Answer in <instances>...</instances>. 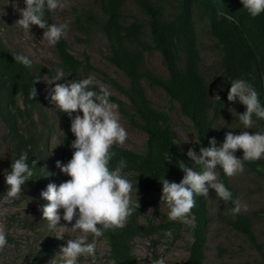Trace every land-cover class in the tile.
I'll use <instances>...</instances> for the list:
<instances>
[{
	"label": "trees",
	"instance_id": "obj_1",
	"mask_svg": "<svg viewBox=\"0 0 264 264\" xmlns=\"http://www.w3.org/2000/svg\"><path fill=\"white\" fill-rule=\"evenodd\" d=\"M126 1L99 0L98 13L80 11L78 21L89 23L106 37L108 59L127 78V83L121 85L106 75L111 85L127 100L125 102L110 95V101L118 106L133 125L144 132L146 139L142 151L114 145L112 151L115 156L110 167L114 168L123 157L127 162L124 171L133 177L135 183L137 181L138 187L146 194L162 189L159 179L164 176L170 181L179 182L184 175L179 164L187 161L191 166L192 162L181 153L178 135L170 125L169 116L151 106L142 81L160 87L170 100L177 102L182 115L190 120L194 134L200 137L201 143L194 145V149L199 152L200 147L209 146V139L213 137L209 110L212 108L217 111L222 105L227 98L231 80L243 78L252 82L264 103V14L251 17L243 8L241 0H180L170 15H164L163 5L159 0H134L146 19L125 22L122 7ZM194 11H199V15L208 22L210 36L220 51L222 73L227 78L226 86L221 92L222 97L213 104L208 86L197 69L199 57ZM50 14V11H45V19L49 23ZM228 16L237 19L238 23L227 19ZM145 25L148 27L151 46L143 39ZM150 47L161 54L166 69L165 77L156 76L145 68L143 55ZM55 49L60 70L70 73L73 79L80 80V70L88 67L87 61L79 60L69 52L64 37L55 45ZM31 85L37 90L34 99L29 98ZM95 87L98 90L97 84ZM41 100L32 68L16 62L13 54L0 41V117L8 129L10 154L18 158L21 152H27L30 165L32 160L38 159L37 177L25 184L34 182L38 189L44 184L48 173L46 142H40V136L36 133L37 125L43 129L48 128L47 108L45 109ZM58 113L68 129L62 137V149L57 160L66 163L72 156L70 120L66 113ZM256 120L264 127V120ZM260 163L258 160L245 162V165L261 172ZM39 168H44L47 173ZM218 174L219 180L233 192V198L237 199L235 190L219 167ZM195 200V207L191 210L195 227L189 225L190 243L187 246L185 264H204L205 259L209 223L206 197L196 196ZM138 204L139 207L133 211L123 229L106 230L101 236L107 242L108 257L114 264H138L131 251L130 241L137 235L149 234L155 229L150 224L143 226L140 223L142 204ZM226 206L229 215H221L220 220L226 227L245 237L264 262L263 245L253 229L255 217L242 211L233 215L231 202ZM179 223L170 221L167 217L165 223L158 227L168 229ZM216 248L220 256L226 251L220 244ZM51 254V244L45 238L40 247L32 251L31 263L27 264H39L41 259Z\"/></svg>",
	"mask_w": 264,
	"mask_h": 264
},
{
	"label": "rangeland",
	"instance_id": "obj_2",
	"mask_svg": "<svg viewBox=\"0 0 264 264\" xmlns=\"http://www.w3.org/2000/svg\"><path fill=\"white\" fill-rule=\"evenodd\" d=\"M180 0H159L163 5L164 15H170L175 10ZM0 0V41L14 54L28 55L32 60L31 66L35 77L37 89L41 94L42 103L47 108L48 128L37 125L36 133L40 136V142L47 146V178L40 189L34 182L22 186V193L19 199H9L6 197L8 186L4 182V170L10 171L11 159L14 158L9 151V134L4 121L0 117V228L8 232V246L0 250V264H27L31 263V253L37 250L41 242L47 238L51 244V255L45 256L39 264H52V259L60 251V246L65 244L70 238H78L84 235L80 232H73L71 222L60 221L56 233L48 229L47 221L42 219L40 205L48 203L40 196L41 190L46 189L47 184L54 182L59 185L62 181L70 179L66 174L61 173L56 166L57 158L62 149V137L68 129L67 124L59 115V110L47 97L48 86L44 79L54 75L60 70L59 59L56 54L55 45H48L43 39V29L33 26L30 32L20 28L15 22L20 18V13L13 7L15 3L18 7H24L23 0ZM5 4V5H4ZM99 0H65V7L50 14L51 23L69 22V29L64 39L68 45L69 52L77 59L87 61L88 67L80 70V79L93 76L96 84L106 85L110 95L117 96L125 102L126 98L115 89L106 79V75L115 82L125 85L127 78L115 67L110 60L109 46L106 37L94 26L87 22H79L80 11L98 13ZM122 18L125 22L132 20L146 19L144 13L138 8L134 0H127L122 7ZM194 27L197 34L198 63L197 69L204 78L210 95L211 104L219 97H222V90L226 86L227 78L222 73L220 67V51L209 33L207 20L199 15V11L193 13ZM143 39L150 45L148 27H143ZM151 46V45H150ZM181 61L183 57L181 56ZM143 63L147 70L152 71L156 76L165 77L166 69L163 65L161 54L150 47L144 51ZM40 77L39 80L36 77ZM65 79L71 80L72 76ZM59 82V81H58ZM57 82V83H58ZM147 99L151 106L164 111L169 116L170 125L178 135V144L181 153L186 156L189 147L194 148L191 143L193 138V127L190 120L182 115L177 102L170 100L165 92L156 85H150L142 81ZM219 96V97H218ZM230 108H234L233 113ZM128 111L127 107H124ZM245 106L238 100L229 102L227 98L217 111L209 110L212 126V134L217 141V145L223 142L225 133L232 131L239 134L238 113H242ZM119 119L123 127L128 132V138L123 145L136 151L144 149L146 136L142 130L132 124L129 118L117 108ZM236 111V112H235ZM70 120V118H69ZM70 124V123H69ZM229 127H237L235 129ZM250 133L255 131L264 132V127L255 121L251 129H244ZM193 132V133H191ZM195 135V134H194ZM70 137L75 139L71 132ZM189 141L185 143L184 141ZM74 149H72V152ZM238 157L243 155V150L236 151ZM261 172H256L246 165L244 171L235 176L228 177L230 185L236 193V198L247 210L244 214L253 215L256 222L253 225L256 237L263 245L264 249V159L260 160ZM217 176L219 179L218 169ZM128 178L135 181L132 176ZM138 202L142 204L140 213V223L143 226L150 224L155 227L149 234L137 235L130 241L131 251L138 264H155L156 259L163 257L166 264H185L190 243L189 225L184 223L174 224L168 229H161L158 226L165 223L167 212L166 203L161 198L162 189H156L144 194L138 187ZM135 200V196H133ZM206 205L209 216L208 231L205 242L204 264H264L258 251L247 241L245 237L235 230L226 227L220 220L221 215H229L228 208L223 200L216 196L215 190H209L206 197ZM62 211V210H61ZM171 233L167 235L166 233ZM54 234L64 235V239L57 238ZM90 242L93 237L87 235ZM220 244L226 248L222 256L218 254L216 246ZM79 264H93L91 258H81ZM95 264H114L108 257L107 242L103 237L97 239V259Z\"/></svg>",
	"mask_w": 264,
	"mask_h": 264
},
{
	"label": "clouds",
	"instance_id": "obj_3",
	"mask_svg": "<svg viewBox=\"0 0 264 264\" xmlns=\"http://www.w3.org/2000/svg\"><path fill=\"white\" fill-rule=\"evenodd\" d=\"M241 3L253 18L264 14V0H241ZM23 4L24 7H18L13 3V7L20 13V18L15 22L20 28L30 32L33 26H38L44 30L43 39L50 46L56 45L65 36L69 22L49 23V20L45 19L46 10H62L65 0H23ZM227 19L238 23L232 16ZM13 57L16 62L27 68H31L33 64L28 55L14 54ZM69 74L57 70L54 75L44 79L48 86L46 98L54 103L59 111L68 115L70 131L75 139L70 145L74 149L71 159L66 163L56 161L57 168L70 179L62 181L59 185L50 182L46 189L41 190V198L48 203L40 205V211L50 232L56 233L63 219L69 223L74 221L70 227L74 233L84 234L78 238H70L61 245L59 253L51 260L52 264H79L81 258H91L95 264L97 239L106 230L123 229L126 226L133 211L139 207L138 188L137 181L134 186L124 171L127 162L123 157L114 168L110 167V162L115 156L113 146L123 145L128 138V132L120 122L118 106L110 101L108 87L99 85L97 90L93 76L80 80L65 79ZM36 79L39 80L40 77L37 76ZM36 95L37 90L31 85L29 98L34 99ZM227 100H238L245 106L242 113L237 112V127L241 132H226L223 142L219 145L215 137H212L209 139V146L200 147L199 152L189 147L186 156L190 158L191 166L187 161L178 166L184 173L182 179L179 182L170 181L165 176L159 179L162 184L161 198L169 209L167 217L170 221L195 227L191 213L196 204L195 197H208L210 189H214L216 196L225 204L231 202L233 215L247 210V205L234 199L233 192L218 179L217 169L219 167L226 176L231 177L244 171L245 162L264 159V132L244 131L253 128L256 119L264 120V103L261 102L260 93L254 84L243 78L230 81ZM233 110L235 109L230 108L232 113ZM212 127L219 129L221 126ZM188 141L189 139L184 142ZM191 143L199 145L200 137L193 133ZM238 149L243 150L240 157L236 155ZM3 156L4 154L0 155V158ZM37 160H32L30 165L27 152H21L18 158L11 159L10 171L4 170V182L8 186L7 198L19 199L23 194L22 186L37 177ZM39 169L46 172L44 168ZM88 234L93 237L90 242L86 238ZM166 234L171 235L170 232ZM54 235L64 239V235ZM7 246L8 232L0 228V250ZM155 264H166V260L160 257L156 259Z\"/></svg>",
	"mask_w": 264,
	"mask_h": 264
}]
</instances>
